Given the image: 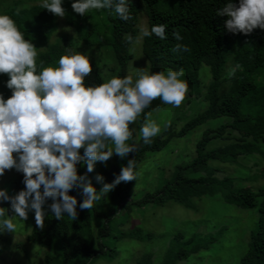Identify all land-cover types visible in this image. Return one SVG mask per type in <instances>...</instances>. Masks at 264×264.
<instances>
[{"label":"trees","instance_id":"obj_1","mask_svg":"<svg viewBox=\"0 0 264 264\" xmlns=\"http://www.w3.org/2000/svg\"><path fill=\"white\" fill-rule=\"evenodd\" d=\"M67 1L70 4L74 2ZM227 2L228 0H173L166 9H159L156 6L157 0H128L131 19L127 21L120 19L110 9L93 10L96 14L104 11L109 13L110 36L100 37L94 43L112 48L118 65L116 76L123 78L126 75L127 62L131 58L129 47L136 38L137 19L142 13L147 18L149 31L153 25H165V39L161 40L154 34L143 38L142 52L149 64V72L183 69L188 90L199 89L198 72L202 64L209 67L212 77L204 93L206 110L188 121L178 132H172L169 128L163 134L152 138L150 144H144L141 138L136 141L130 125L133 131L130 144L135 143L137 150L129 153L123 161L118 158L119 161L114 162L103 173V178L104 182L111 183L129 159L135 160L136 171L147 152L160 151L172 137H183L208 120L224 118L225 121L218 127L203 133L196 144L194 159L178 166L171 181L165 183L154 195L145 196L137 205L141 207L148 201L156 199L161 202L166 198L189 208L192 207V198L220 193L228 204L242 209H255L258 214L256 225L250 233L248 249L241 263L264 264V187H235L233 178L219 179L215 173L220 169L208 166L210 161L233 164L243 156L260 154V147L264 145V29L256 28L249 34L230 32L225 26L228 17L217 15L218 10ZM232 2L238 3V0ZM27 3L38 5L30 12L23 8ZM40 3L41 0H17L0 13L9 15L16 22L25 39L36 46L48 45L44 52L38 54V70L41 61L44 66H55L60 55L66 54L65 49L72 48L71 41L66 38L49 44L57 29L58 16L42 9ZM173 32H178L182 39L176 40ZM86 35L81 33L79 39L86 45H94ZM129 36L132 37V42L128 41ZM177 44L182 46L181 49L173 51ZM91 64L93 71L85 78L86 86L102 83L95 63L91 61ZM234 68V75H230ZM5 79L7 81L8 77ZM0 94L7 99L11 91L5 86ZM161 106L160 99L152 101L141 114V123L145 116ZM212 139L227 140L228 144L206 151V145ZM80 154L82 155V149ZM77 171L78 175L90 178L91 173L87 172L86 164H77ZM261 176L264 177V170ZM131 183L132 181L121 182L111 190V198L118 207L130 196ZM24 187L23 175H19L13 182V190L17 193ZM68 194L77 199V219L72 220L64 215L61 220H57L48 208L49 218L46 225L43 229L35 226L27 241L45 249L58 247L63 264H88L100 254L107 253L114 257V251L103 244V238L108 235L109 223L98 227L94 238L92 223L98 218V214L93 208L90 214L87 209L79 208L84 199L81 188H73ZM51 202L50 199L46 201L47 205ZM129 205L125 206L126 209ZM219 232L216 237L208 240L201 239L198 235L188 238L175 235L166 254L168 260L163 264H176L206 249L217 240L221 234ZM18 247L26 252L25 244L21 243ZM137 264H151L150 256H143Z\"/></svg>","mask_w":264,"mask_h":264},{"label":"clouds","instance_id":"obj_2","mask_svg":"<svg viewBox=\"0 0 264 264\" xmlns=\"http://www.w3.org/2000/svg\"><path fill=\"white\" fill-rule=\"evenodd\" d=\"M39 6L65 16L62 0H41ZM71 8L81 16L90 10L110 9L124 21L131 19L128 0H74ZM217 15L228 17L225 26L230 32L249 34L264 29V0H228ZM153 34L165 39V25L142 30L145 37ZM173 36L182 39L178 32ZM127 39L132 42L131 36ZM181 47L177 44L173 51ZM65 52L55 66H44L41 61L38 70L37 48L9 15L0 14V75L8 77L6 87L11 91L7 99L0 94V177L15 169L23 174L25 186L11 196L0 188V202H9L14 213L9 216L8 209L0 207V232L15 233L14 220L26 221L30 210L37 228L43 229L48 199L52 202L47 207L57 220L64 215L76 220L77 199L68 194L73 188L82 189L79 208L91 210L116 185L135 181V160L129 159L111 183H104L102 175L95 176L102 184L97 192L86 175H78L77 164H86L92 173L97 162H107L113 154L123 159L135 152L136 144L128 143L133 139L130 125L152 101L160 99L175 108L186 98L183 69L149 72L140 68L135 79L109 76L103 83L86 86L85 78L93 71L88 55L70 48ZM170 126L171 121L164 122L165 130ZM161 130L149 114L140 126V138L150 144Z\"/></svg>","mask_w":264,"mask_h":264},{"label":"rangeland","instance_id":"obj_3","mask_svg":"<svg viewBox=\"0 0 264 264\" xmlns=\"http://www.w3.org/2000/svg\"><path fill=\"white\" fill-rule=\"evenodd\" d=\"M16 1L0 0V13ZM171 2L173 0H157L156 6L159 9H166ZM37 5V3H27L23 8L31 12ZM63 8L65 16L57 17V29L52 34L49 44L66 38L72 43L71 49L87 54L95 63L102 83L109 76H116L118 65L112 48L94 43L100 37L110 36L109 13L104 11L96 14L90 10L86 15L81 16L73 11L67 0H64ZM145 28L148 29L147 18L140 13L136 25V38L129 47L131 58L127 62L125 75H132L134 79L137 69L149 70V64L142 52L144 38L142 30ZM81 33L87 34V38L94 45H86L80 40ZM34 46L39 54L44 52L48 45L42 47L34 44ZM198 75L199 89L188 90L180 107L174 108L162 103L159 109L150 112V118L155 120L162 129L157 136L169 128L172 132H178L188 121L206 110L207 102L204 100V93L212 78L209 67L202 64ZM5 77L6 75H0V92L6 86ZM181 79H184V76ZM140 119L141 116L136 123L132 124L136 141L140 139L139 129L142 124ZM166 121H171V126L165 130L164 122ZM224 121V118L208 120L183 137H172L160 151L147 152L136 170L138 178L130 185V196L119 207L112 200L111 191L96 202L93 209L98 214V218L92 223L93 237H96L97 228L108 222L109 231L107 237L103 238V244L114 251V257L109 256L108 253L100 254L88 264H137V261L145 255L150 256L151 264H163L168 260L166 254L175 235L180 234L185 238L198 235L201 239L208 240V238L216 237L220 229L221 234L213 244L176 264H242L241 259L247 252L250 233L255 228L258 217L255 209H242L228 204L220 193L192 198V207L189 208L166 198L161 202L156 199L148 201L141 207L137 205V202L145 196L154 195L165 183L171 181L178 166L191 162L196 156V144L203 133L218 127ZM128 143L130 144V141ZM226 144H228L227 140L212 139L207 143L206 151ZM260 149L262 153L243 156L233 164H218L216 161H210L208 166L220 169L215 173L219 179L233 178L235 187L261 188L264 187V177L261 176L264 170V145ZM118 158L120 157L113 154L107 162L96 163L89 179L97 192L100 191L102 184L95 180V176L97 174L103 176V173ZM19 175L23 174L15 169L6 170L0 177V188L6 189L10 196L15 195L13 182ZM127 205H129L128 209L125 207ZM0 207L8 209L9 216L14 215L11 212L10 203L0 202ZM91 210H88L89 214ZM44 211L45 226L49 218L47 203L44 205ZM14 223L17 224L15 233L0 232V264H63L58 247L45 249L27 241L28 235L36 226L33 210L28 212L26 221L16 219ZM21 243L25 244L26 252L18 247Z\"/></svg>","mask_w":264,"mask_h":264}]
</instances>
